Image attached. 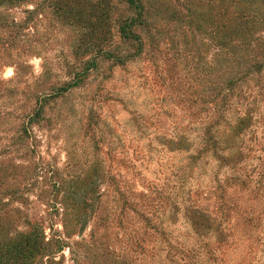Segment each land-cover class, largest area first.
<instances>
[{
  "label": "rangeland",
  "instance_id": "obj_1",
  "mask_svg": "<svg viewBox=\"0 0 264 264\" xmlns=\"http://www.w3.org/2000/svg\"><path fill=\"white\" fill-rule=\"evenodd\" d=\"M143 1L141 55L120 65L98 54L68 91L98 46L136 52L117 27L136 13L125 0L14 9L24 27L0 56L14 61L0 72V240L40 224L37 264H264V2L244 5L258 16L253 49L228 57L223 0ZM54 2L82 22L58 17Z\"/></svg>",
  "mask_w": 264,
  "mask_h": 264
},
{
  "label": "trees",
  "instance_id": "obj_2",
  "mask_svg": "<svg viewBox=\"0 0 264 264\" xmlns=\"http://www.w3.org/2000/svg\"><path fill=\"white\" fill-rule=\"evenodd\" d=\"M33 1L34 0H0V56H12V51H10L9 49L12 48L13 42H16L18 38H20L21 35L20 33H18V31L24 27L21 24L17 23L14 9L17 8V5H22L24 2L28 3ZM50 1L53 2L54 0ZM73 1L75 3L76 0ZM262 1L264 2V0ZM223 2L226 3V7H224L225 10H223L222 12V20L217 24V30L219 29V35H217V37H219L218 39L220 47L225 49L226 55L228 57L235 56L236 49L238 47L249 48L250 50H252L253 39H246V36H249L250 34L248 33L249 31L247 27H249L251 24L254 25V18H257L258 16L254 15L253 10H250L249 8L248 10L244 7V5L247 4L246 2H248L247 0H223ZM125 3L129 6L130 10L136 13V16L121 20L119 25L117 26L118 34L125 41L133 40L139 42L141 38L139 33L136 32V29L143 26L146 22L144 20V12L146 9L144 1L125 0ZM51 4L52 5H50V7L52 6V8L56 10V12L58 13V17L65 18V20L70 22L72 25H77L78 22H82V18H84V16H82L81 12L77 11V7H73V5L70 7L69 3L64 4L61 2H54ZM235 6L238 7L236 10H234ZM258 6H260L259 3ZM42 12V10L38 9V12H36L35 10L32 14L41 16ZM257 12L260 18V16L263 14L262 9L258 10ZM261 18V21L264 22V17ZM29 32L30 30H27V33L23 34L22 36L24 38L30 36L28 35ZM91 38L93 39V35L91 36ZM140 42L138 43L139 47H136L137 50L134 54L116 53V51L112 50L111 47H108V45L98 46V44L96 43L88 44L86 47H84L82 53L86 52L87 50H94L96 46H98V53L92 55L91 58L84 63L85 69L81 73H76L74 80L70 83H66L63 91H68L71 88L78 86L81 82L80 77L83 74H87L90 70H92V68L96 67V57L99 55H103L105 58L113 60L116 64L120 65H124L128 60L132 61L138 58L141 55L143 49L141 44L142 42ZM31 46L32 47L29 49L31 52V56L43 57L42 52H44L45 48L43 47V45ZM80 46L78 44L73 47V53L79 52V50H81ZM7 60L8 59L4 58L0 59V72L5 67L13 65L14 61ZM26 64L27 63L25 62H18L16 65H18L22 69H30L31 67L29 65L26 66ZM3 82L4 81L0 80V84ZM227 87H229V91L231 89V84L227 85ZM41 111L42 109L36 111L38 116H40ZM34 116L35 115L28 114L27 117L23 118V131L21 135L28 133V125L34 120ZM251 120L252 119L250 116L245 115V117L240 120L237 125L240 128L243 126L248 127L252 124ZM195 220L196 218H192V224L194 230L196 231V234H207L201 227V224L196 222ZM28 224L31 227L30 230L27 232L19 233L17 238L11 237L10 240L6 242L0 240V264H37L38 258L46 257V249L48 248V243H46L44 229L42 230V226L40 224Z\"/></svg>",
  "mask_w": 264,
  "mask_h": 264
}]
</instances>
